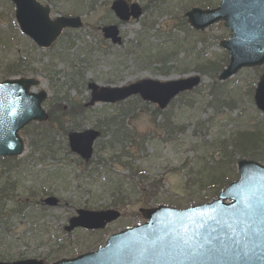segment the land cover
I'll use <instances>...</instances> for the list:
<instances>
[{
  "label": "rangeland",
  "instance_id": "374dc122",
  "mask_svg": "<svg viewBox=\"0 0 264 264\" xmlns=\"http://www.w3.org/2000/svg\"><path fill=\"white\" fill-rule=\"evenodd\" d=\"M39 1L51 6L53 17L79 16L83 25L64 30L50 49L40 48L19 31L14 4L0 0V81L38 79L34 91L46 90L42 105L52 117L21 130L24 164L15 167V161L9 165V158L0 159L5 211L14 210L17 202L30 204L1 215L0 260L35 258L51 264L95 251L111 234L143 223L142 207L187 208L216 198L218 188L210 186L211 167L222 161L224 177L215 179L217 184L237 178L241 158L264 165V153L245 156L233 143L238 131L254 129L257 123L264 129V114L253 100L264 65L242 69L225 82L218 80L219 72L197 71L198 61L228 56L220 41L228 39L230 31L222 22L197 31L188 24L185 12L194 6L215 8L220 0H125L143 10L139 18L128 21L114 15L113 0ZM109 24L119 27L121 43L103 37L101 28ZM197 73L201 84L163 111L136 96L84 107L90 100L89 82L123 87L145 78L166 81ZM215 83L226 88L221 100L210 93ZM79 106L83 109L76 110L72 119L68 113ZM77 124L80 131L101 132L88 162L69 149L67 136ZM121 124L135 136L131 144L114 138ZM44 129H48L46 139L39 135ZM127 160L142 174L132 177L124 164ZM51 195L59 198V206L39 210L42 199ZM117 200L124 201L115 206ZM113 206L122 215L105 229L64 230L78 209Z\"/></svg>",
  "mask_w": 264,
  "mask_h": 264
},
{
  "label": "water",
  "instance_id": "95a60500",
  "mask_svg": "<svg viewBox=\"0 0 264 264\" xmlns=\"http://www.w3.org/2000/svg\"><path fill=\"white\" fill-rule=\"evenodd\" d=\"M12 1L22 32L40 47H51L64 28L82 26L79 17L51 19L50 7L36 0ZM111 8L123 21L142 14L138 4L128 5L124 0H115ZM186 16L191 27L200 31L220 21L232 31L231 38L220 43L230 54L220 80H227L243 67L264 64V0H221L215 9L194 7ZM102 31L113 43L121 42L116 25L105 26ZM200 81L199 76L170 81L143 79L121 88L89 83L91 99L86 106L117 103L140 95L163 110L174 97L192 90ZM38 84V79L25 78L0 82V157L21 155L25 144L19 131L32 120L48 119L41 106L47 92H31ZM254 100L264 112V74L257 84ZM98 136V131L88 129L72 132L68 139L72 151L88 159ZM238 170L240 179L227 186L213 202L186 210L163 206L141 209L149 222L110 236L98 251L53 264H264V167L251 160H240ZM47 203L56 205L57 200L49 198ZM119 216L112 209L78 210V216L65 229H102ZM0 264H42V261Z\"/></svg>",
  "mask_w": 264,
  "mask_h": 264
},
{
  "label": "trees",
  "instance_id": "16d2710c",
  "mask_svg": "<svg viewBox=\"0 0 264 264\" xmlns=\"http://www.w3.org/2000/svg\"><path fill=\"white\" fill-rule=\"evenodd\" d=\"M227 62H228L227 56L224 55V57L218 61L212 60V59L198 61L196 63L197 64L196 67H197V71H199L202 74H205V73L208 74L209 72H213V74L215 73V75H216L218 72H220L222 70L223 65L226 64ZM225 91H226V88L224 87V85H220V84L215 83L212 85L210 93L212 95H214L215 99L221 100V99H223ZM183 95H185V94H183ZM79 108L83 109V106H81V107L79 106V107H77V109H76V107L75 108L73 107L71 112L68 113V115L72 119L76 118L77 111H79ZM156 113H158V112L156 111ZM109 120H110V118L107 119V124H110ZM60 123H61V121H60ZM118 123H121V122H118ZM259 124L260 123H257L254 129L241 130V131H238L236 133V135H234L235 137L233 139V143H235V145H238L241 147V149H242L241 152H243V155H245V156H247L249 154H254L255 152H258L260 154L264 153V129ZM73 127H74V128H72L73 130H77L80 128L78 124L73 126ZM39 135L41 137H44V139H46L48 137L47 136L48 135V129H44V132L41 131L39 133ZM114 135H115L114 136L115 139L123 140V141H126L127 143L129 142L130 144L132 143V141L136 140L135 136H133V134H131V131H128V130H126L125 127H123V124H121V126L119 127V130L116 131V133ZM39 143L40 142L36 143L35 145L38 146ZM38 148H39V146H38ZM124 156L125 155H118L117 157H119V159H121V157L124 158ZM124 164H126V167L129 168V170H131L132 177L137 175L140 172L139 168L135 167L134 164H132L130 162V160L125 161ZM224 164H225L224 161H222L221 163L216 165L215 168L211 167L212 170L214 171V174H213L214 181H213L212 185H216L215 179H219V178L221 179L224 177V174L222 173ZM221 173H222V175L220 177ZM121 193H119V194H121ZM121 201H124V200H120V202ZM116 204H118V203H116ZM4 207H5V203H2V201L0 200V217L3 213H6V212H4V210H5Z\"/></svg>",
  "mask_w": 264,
  "mask_h": 264
},
{
  "label": "snow or ice",
  "instance_id": "6c2138e0",
  "mask_svg": "<svg viewBox=\"0 0 264 264\" xmlns=\"http://www.w3.org/2000/svg\"><path fill=\"white\" fill-rule=\"evenodd\" d=\"M262 187H264V185H262ZM262 223H264V221H262ZM262 231H264V229H262Z\"/></svg>",
  "mask_w": 264,
  "mask_h": 264
}]
</instances>
